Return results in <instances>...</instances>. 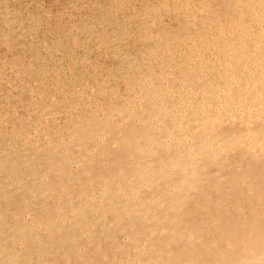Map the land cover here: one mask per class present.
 I'll list each match as a JSON object with an SVG mask.
<instances>
[{"label": "bare ground", "instance_id": "1", "mask_svg": "<svg viewBox=\"0 0 264 264\" xmlns=\"http://www.w3.org/2000/svg\"><path fill=\"white\" fill-rule=\"evenodd\" d=\"M165 4L129 17L155 43L141 63L112 87L59 80L63 100H37V48L3 36L20 73L0 71V264H264V0Z\"/></svg>", "mask_w": 264, "mask_h": 264}, {"label": "rangeland", "instance_id": "2", "mask_svg": "<svg viewBox=\"0 0 264 264\" xmlns=\"http://www.w3.org/2000/svg\"><path fill=\"white\" fill-rule=\"evenodd\" d=\"M122 1L128 2L127 12L119 14L118 18L114 19V24L100 20V16L103 14L99 11L98 4L105 2L111 6ZM165 3L170 4V7L173 6L171 5L173 0H0V71L3 68L4 76L10 78V81H13L20 73L15 66L13 67V64L9 65L7 56L12 52L7 50V43L4 42L3 37L5 35L12 37L10 32L15 35L14 31H16L18 33L14 41L16 51L20 54L25 48L36 47L34 56H32L34 61L32 59L31 61L37 68L43 67V71H40L41 77L45 75L44 77L50 81L49 86L45 87L44 91H40V95H37V98L39 96L38 101L45 97V91L55 94V98L63 100L64 93L57 91L59 80L65 85V92H71L76 82L90 85L93 84L92 80L98 82V78H105L106 85L112 87L115 83L113 78L108 76L109 72L117 76L120 68V71L125 70L122 68L126 65L125 60H131L133 57L136 62L138 59L141 63L143 56L140 55V50L145 51L155 45L154 42L145 44L142 41V30L144 29L140 23L142 20L129 19V17L134 16L136 11L144 10L147 7L153 12L156 11L157 14L160 12L161 15H159L163 20L169 13ZM5 16H7L11 28L3 21ZM58 17L62 27L60 28L59 25L57 27L59 29L55 31L53 28ZM86 19L90 30H77L76 25L82 24ZM170 24L168 19L167 26L169 27ZM147 25L149 24L147 23ZM175 29L168 28L169 31ZM24 30L28 33L23 34ZM105 34L109 36L110 42L108 43L97 39ZM75 37L78 41H75ZM58 67L61 69L60 74ZM118 67L120 68L118 69ZM77 70H79V81L76 79ZM99 70H102L101 73ZM48 100L52 102V97H46L44 110L46 107L48 110L51 105ZM7 126L12 129L11 125ZM30 137L39 139L34 132ZM1 154L3 152H0Z\"/></svg>", "mask_w": 264, "mask_h": 264}]
</instances>
